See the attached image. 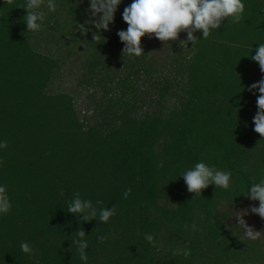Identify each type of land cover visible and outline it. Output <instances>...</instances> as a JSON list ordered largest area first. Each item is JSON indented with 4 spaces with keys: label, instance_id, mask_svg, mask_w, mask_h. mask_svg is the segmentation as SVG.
I'll return each mask as SVG.
<instances>
[{
    "label": "trees",
    "instance_id": "trees-1",
    "mask_svg": "<svg viewBox=\"0 0 264 264\" xmlns=\"http://www.w3.org/2000/svg\"><path fill=\"white\" fill-rule=\"evenodd\" d=\"M55 2L33 33L18 8L26 0H0V142H8L0 185L12 203L0 215V264H85L76 245L68 250L81 228L87 264H264L261 239L244 238L221 210L252 201L243 194L264 177V138L253 124L260 93L248 90L264 78L251 59L264 43V0H243L240 23L225 19L194 47L169 42L158 67L147 36L143 55L122 53L117 32L127 29L122 13L132 0L118 5L109 30L89 24L85 33L77 25L89 19V0ZM72 57L81 68L77 86L91 90L90 117L75 109L71 92H50ZM201 161L231 171L233 188L210 185L192 199L181 174ZM77 191L98 210L115 205L116 215L107 224L80 221L67 212ZM21 242L36 255L23 253ZM185 246L189 258L172 255Z\"/></svg>",
    "mask_w": 264,
    "mask_h": 264
},
{
    "label": "clouds",
    "instance_id": "clouds-1",
    "mask_svg": "<svg viewBox=\"0 0 264 264\" xmlns=\"http://www.w3.org/2000/svg\"><path fill=\"white\" fill-rule=\"evenodd\" d=\"M14 0H4L7 5H13ZM122 0H89V7L86 12L89 19L83 24L77 25L81 33L90 29L87 25H93L97 30H109V25L114 21V14ZM46 6L48 12L56 11L55 0H26V4L20 5L26 11L24 20L27 31L38 33L43 30ZM264 11V9H262ZM245 3L243 0H132L131 4L126 6L122 13V19L127 24L126 30H119L117 35L124 44L122 53L129 56L140 57L144 54L142 47V37L149 39L155 38L164 45L169 42H178L179 45H186L191 42L192 47L201 39H208L213 32H217L224 24H238L244 19ZM95 18V19H93ZM202 32V38H197L194 33ZM186 33V39H180V33ZM97 33V32H94ZM93 33V40L98 39ZM191 47V48H192ZM256 54L251 59L258 63L261 73H264V43H259L255 50ZM258 89L257 112L253 118L254 131L264 138V78L259 82L253 83L248 89L250 92ZM8 142H0V149L7 148ZM2 164V161H0ZM246 170V169H245ZM187 191L194 194L192 199L201 197L202 190L214 185L215 188L229 191L234 186L232 173L228 170H220L215 166H209L201 161L195 163L193 167L184 169L181 174ZM131 194V189L125 190L124 198L127 199ZM252 201H258L259 206H251L236 212L238 225L244 230V238L255 241L260 238L261 232L255 231L248 226L243 219L244 216L251 214L258 215L264 220V177L258 182L251 183L243 194ZM101 204L102 201H97ZM175 206V204H173ZM12 209L7 186L0 185V215H7ZM67 212L78 217L80 221L99 220L107 224L111 217L116 215V208L102 207L99 210L93 205L91 200L82 199L77 191L73 193L72 200L68 203ZM191 227L192 231H203L198 229L195 224L189 226L185 223L187 230ZM75 238L71 240L69 251H72V245H76V251L81 261L87 264L88 256L86 250L89 247L85 231L77 229L74 233ZM108 235L98 236L97 239L104 242ZM145 239L153 246H157L154 234H146ZM21 251L30 256L36 255V250L28 243L21 242ZM173 256H183L185 259L191 256V249L188 247L176 248L172 250Z\"/></svg>",
    "mask_w": 264,
    "mask_h": 264
},
{
    "label": "rangeland",
    "instance_id": "rangeland-1",
    "mask_svg": "<svg viewBox=\"0 0 264 264\" xmlns=\"http://www.w3.org/2000/svg\"><path fill=\"white\" fill-rule=\"evenodd\" d=\"M67 39V38H65ZM180 39L185 40L186 35L184 32L180 33ZM41 45V44H40ZM167 45H164L161 41L155 39L154 37L150 39L149 42V57L154 61V65L156 67L159 66L161 61L165 58ZM54 46L52 47V52L54 51ZM43 48L41 47V50ZM44 50L43 52H45ZM47 52V51H46ZM80 60V59H79ZM80 67L78 64V61L75 60V57L71 59H67V61L62 65L58 75V77L55 78L54 82L50 86V92H58V91H65V92H71L75 96V109L80 112L81 115H84L86 117H90V106L87 105V98L85 97L87 93H89L91 90L88 91L84 90L83 88H80L77 86L76 77L78 73L80 72ZM251 206L258 207L259 203L252 202V201H245L237 206L229 208L226 205L221 206V210L228 213V220L227 224L229 227L237 226L238 221L236 220V212H240L243 209H247ZM243 219L246 221L247 225L252 227L255 231L261 232V242L264 243V220H262L258 215L249 213L248 215L244 216ZM242 231L244 233V230L242 228Z\"/></svg>",
    "mask_w": 264,
    "mask_h": 264
}]
</instances>
